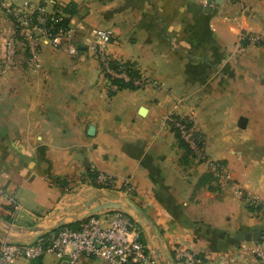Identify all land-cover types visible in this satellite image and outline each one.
<instances>
[{
  "label": "crops",
  "instance_id": "1",
  "mask_svg": "<svg viewBox=\"0 0 264 264\" xmlns=\"http://www.w3.org/2000/svg\"><path fill=\"white\" fill-rule=\"evenodd\" d=\"M2 1L73 4L77 51L43 42L39 68L22 53L5 72L0 62V241L29 242L79 223L98 202L127 199L156 229L140 239L159 264L176 263V249L253 264L234 236L264 225V0ZM10 26L0 9V28ZM91 29L112 31L108 53L144 76L142 87L110 88ZM172 117L202 138L204 161L179 146ZM212 163L231 178L224 188ZM93 174L114 188L94 185ZM205 174L215 181L198 186ZM46 258L15 264L65 263ZM79 264L105 263L82 255Z\"/></svg>",
  "mask_w": 264,
  "mask_h": 264
},
{
  "label": "built area",
  "instance_id": "2",
  "mask_svg": "<svg viewBox=\"0 0 264 264\" xmlns=\"http://www.w3.org/2000/svg\"><path fill=\"white\" fill-rule=\"evenodd\" d=\"M199 1L205 8L214 3V0ZM64 8L28 2L20 7H12L0 0V9L11 24L8 31L0 28L4 48L0 58L2 72L13 66L15 56L20 53L27 57L32 66L39 68L37 59L43 42L53 50L66 49L69 55L76 53V29L69 25L71 15ZM83 30L84 27L79 26L77 31ZM89 35V50L108 82L120 79L135 88L144 85V78L138 74L133 77L124 67H118L121 64L108 53L107 48L113 41L112 31L91 29ZM244 39L245 36H241L240 40ZM171 122V127L178 132L192 155L199 161H204L201 146H198L184 123L170 120ZM210 166L220 186L224 188L231 181L230 176L221 164L212 163ZM95 183L99 187L114 188L111 178L102 174L97 175ZM2 194L0 189V195ZM250 201L252 206L257 207L259 204L256 197H251ZM140 231L136 220L128 212L102 211L83 218L75 228L65 225L29 242L0 241V264H15L22 259L36 261L45 257H53L66 264H79L82 255L91 256L105 264H159L149 247L141 242ZM238 250L253 264H264V237L258 242L242 245ZM174 258L177 264H212L207 259L181 249L174 250ZM223 260L215 264H230L231 259Z\"/></svg>",
  "mask_w": 264,
  "mask_h": 264
},
{
  "label": "water",
  "instance_id": "3",
  "mask_svg": "<svg viewBox=\"0 0 264 264\" xmlns=\"http://www.w3.org/2000/svg\"><path fill=\"white\" fill-rule=\"evenodd\" d=\"M222 0H215L214 3L215 4H219V2ZM145 112L144 109H140V114L143 115ZM94 131V128H89V134H92V132ZM126 211V212H131L136 220L137 225L139 226L140 229L144 230L145 228H152L154 230H156L154 228V225L152 224V222H150L147 218L142 216L141 211L129 200L125 199L123 201H119V202H106V203H100L98 202L97 206L90 209L87 214L85 215V217L102 212V211ZM84 217V218H85ZM61 225H58L55 229H53L52 231L60 228ZM262 237H264V231L263 232H259V231H255L253 233H246V234H239L234 236V240L237 241V247H239L240 244H242L243 242L246 243H250V242H258ZM167 264H176L174 262V260L171 257L167 258ZM66 264V263H64ZM165 264V263H162Z\"/></svg>",
  "mask_w": 264,
  "mask_h": 264
},
{
  "label": "trees",
  "instance_id": "4",
  "mask_svg": "<svg viewBox=\"0 0 264 264\" xmlns=\"http://www.w3.org/2000/svg\"><path fill=\"white\" fill-rule=\"evenodd\" d=\"M74 5L73 4H69V5H67V6H65V8H64V10H65V12H67V13H69L71 16L74 14ZM118 67H124L125 68V70H127V72L129 73V74H131L133 77H136L137 76V71H135L134 70V68H133V66L132 65H129V64H121V65H117ZM112 84L113 85H116V88H117V90H122V89H135V87L134 86H132L130 83H125V82H123L122 80H120V79H117V80H113L112 81ZM185 125H186V127L188 128V129H190L191 128V124L190 123H188L187 121H184L183 122ZM174 129V128H173ZM174 136H175V138H176V140H177V142H178V144H179V146L182 148V149H184V151L186 152V154H190V150H189V148L187 147V145L182 141V139L180 138V136H179V134L176 132V130L174 129ZM197 137L198 136V134H196V133H194V137ZM200 146H201V143H200ZM92 179L93 180H95L96 179V177H97V175L96 174H93L92 176ZM214 182L215 181V179H214V177L211 175V174H205V175H203V176H201L200 177V179L198 180V182H197V185L198 186H204V185H206V184H208V183H210V182ZM95 183V182H94ZM94 185H96V186H98L97 184H94ZM99 187V186H98ZM66 226H68V227H70V228H75L76 226H77V223H75V224H69V225H66ZM57 230V229H56ZM55 230V231H56Z\"/></svg>",
  "mask_w": 264,
  "mask_h": 264
},
{
  "label": "rangeland",
  "instance_id": "5",
  "mask_svg": "<svg viewBox=\"0 0 264 264\" xmlns=\"http://www.w3.org/2000/svg\"><path fill=\"white\" fill-rule=\"evenodd\" d=\"M5 3H7V0H5ZM16 4H20V2H17ZM3 46V45H2ZM2 51H4V48L2 49ZM1 58V57H0ZM0 61H1V59H0ZM125 69V68H124ZM100 74L102 75V73L100 72ZM138 76H140V77H142V78H145L144 76H141L140 74H138ZM112 84V83H111ZM132 86H134V85H132ZM135 87V86H134ZM112 90H114L115 89V87H110ZM140 88V87H139ZM170 120H174V121H179V122H184V121H186L185 119H181V118H169ZM168 119V120H169ZM167 120V121H168ZM167 125H168V123H167ZM169 128H170V132H172L173 134H174V129L171 127V125H172V122L170 123V121H169ZM185 125V124H184ZM186 126V125H185ZM187 128V127H186ZM189 131V133L190 134H192L191 136L194 138V139H196V143L198 144V146H200V143H201V146H202V138L198 135L197 137L195 136L194 137V131H192V129L190 128V129H188ZM191 130V131H190ZM177 132V131H176ZM178 133V132H177ZM180 136V135H179ZM201 149H202V147H201ZM215 165V164H214ZM227 172V171H226ZM249 204H251V201H250V203ZM250 206H252V205H250ZM10 210H9V213L10 214H12L14 211H13V207H12V205L10 206V208H9ZM130 215H132V217L135 219V217H134V215L131 213V212H128ZM97 214V213H96ZM260 222H264V219H262ZM233 222H230V224H232ZM254 231H259V232H263L264 231V225L263 224H260V225H258L256 228H255V230ZM235 244V243H234ZM243 244H246L245 242H243ZM51 260H53V257L51 258V257H47L46 258V262L47 263H49V261H51Z\"/></svg>",
  "mask_w": 264,
  "mask_h": 264
}]
</instances>
